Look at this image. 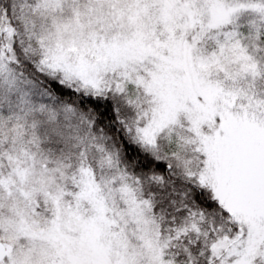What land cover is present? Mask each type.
Segmentation results:
<instances>
[{
	"label": "snow or ice",
	"instance_id": "1",
	"mask_svg": "<svg viewBox=\"0 0 264 264\" xmlns=\"http://www.w3.org/2000/svg\"><path fill=\"white\" fill-rule=\"evenodd\" d=\"M0 264H264V0H0Z\"/></svg>",
	"mask_w": 264,
	"mask_h": 264
}]
</instances>
